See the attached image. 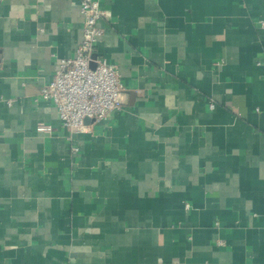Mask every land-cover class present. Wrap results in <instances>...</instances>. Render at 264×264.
<instances>
[{
	"label": "crops",
	"instance_id": "crops-1",
	"mask_svg": "<svg viewBox=\"0 0 264 264\" xmlns=\"http://www.w3.org/2000/svg\"><path fill=\"white\" fill-rule=\"evenodd\" d=\"M99 2L122 107L69 139L77 0H0V264H264V0Z\"/></svg>",
	"mask_w": 264,
	"mask_h": 264
},
{
	"label": "built area",
	"instance_id": "built-area-1",
	"mask_svg": "<svg viewBox=\"0 0 264 264\" xmlns=\"http://www.w3.org/2000/svg\"><path fill=\"white\" fill-rule=\"evenodd\" d=\"M77 3L83 19L82 39L75 54L61 58L52 80L39 90V98L55 105L69 139L120 110L125 92L116 64L96 51V43L104 32L99 22L108 16L107 10L99 0H77ZM39 128L52 130L44 123ZM72 151L76 152L77 147H72Z\"/></svg>",
	"mask_w": 264,
	"mask_h": 264
}]
</instances>
